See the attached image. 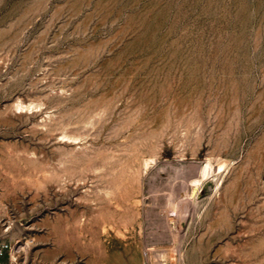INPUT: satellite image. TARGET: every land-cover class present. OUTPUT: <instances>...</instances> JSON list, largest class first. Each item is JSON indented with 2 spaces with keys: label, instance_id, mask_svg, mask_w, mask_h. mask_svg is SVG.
Wrapping results in <instances>:
<instances>
[{
  "label": "rangeland",
  "instance_id": "374dc122",
  "mask_svg": "<svg viewBox=\"0 0 264 264\" xmlns=\"http://www.w3.org/2000/svg\"><path fill=\"white\" fill-rule=\"evenodd\" d=\"M0 240L264 264V0H0Z\"/></svg>",
  "mask_w": 264,
  "mask_h": 264
},
{
  "label": "built area",
  "instance_id": "2783aa9c",
  "mask_svg": "<svg viewBox=\"0 0 264 264\" xmlns=\"http://www.w3.org/2000/svg\"><path fill=\"white\" fill-rule=\"evenodd\" d=\"M0 264H20L15 255V243L0 240Z\"/></svg>",
  "mask_w": 264,
  "mask_h": 264
},
{
  "label": "bare ground",
  "instance_id": "6f19581e",
  "mask_svg": "<svg viewBox=\"0 0 264 264\" xmlns=\"http://www.w3.org/2000/svg\"><path fill=\"white\" fill-rule=\"evenodd\" d=\"M209 168H210V164L209 163H207L206 162V165L202 168V171H201V169H200V174H199V179H196V180H193V181H195L196 183H198V182H201V177H203L204 175H206V173H208L209 171ZM202 175V176H201ZM192 181V182H193ZM195 182H194V184H195ZM198 185V184H197ZM194 186V185H193Z\"/></svg>",
  "mask_w": 264,
  "mask_h": 264
}]
</instances>
